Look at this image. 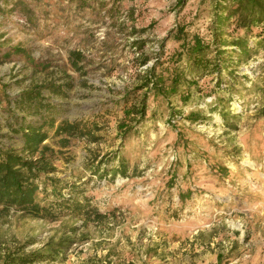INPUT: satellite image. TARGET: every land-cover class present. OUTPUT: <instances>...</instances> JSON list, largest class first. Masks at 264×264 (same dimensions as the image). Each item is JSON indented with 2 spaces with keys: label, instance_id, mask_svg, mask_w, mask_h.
Masks as SVG:
<instances>
[{
  "label": "rangeland",
  "instance_id": "1",
  "mask_svg": "<svg viewBox=\"0 0 264 264\" xmlns=\"http://www.w3.org/2000/svg\"><path fill=\"white\" fill-rule=\"evenodd\" d=\"M195 35L230 69L222 78L188 72L191 85L169 96L142 86L147 73L169 86ZM71 51L84 55L80 70ZM50 83L71 84L65 96L45 90L57 119L102 129L47 141L61 185L41 176L39 197L100 215L1 216L0 256L67 232L60 259L35 264H264V0H0L1 144L23 147L8 113ZM143 97L145 120L127 116Z\"/></svg>",
  "mask_w": 264,
  "mask_h": 264
},
{
  "label": "trees",
  "instance_id": "2",
  "mask_svg": "<svg viewBox=\"0 0 264 264\" xmlns=\"http://www.w3.org/2000/svg\"><path fill=\"white\" fill-rule=\"evenodd\" d=\"M181 5L188 0H180ZM210 47L199 35L194 36V43L188 45L186 52L187 65L175 67L173 76L169 86L166 85L165 79H156L155 75L147 73L144 87L153 84V89L159 95H176L182 87L191 85L188 79V72L192 75V79L203 78L205 76H220L222 78V70L226 68V64L221 63L218 58L219 53L210 55ZM217 52V51H216ZM72 66L80 70L84 60V55L80 51H71L69 56ZM184 59V55L180 53L176 63ZM147 61L144 60L143 64ZM192 81V82H193ZM222 81V80H221ZM221 81L219 86H221ZM197 84V83H195ZM71 84L50 83L45 85H36L32 89H27L20 94L16 103L12 108L13 112L8 113L6 125L9 128L7 135L21 136L24 142L23 147L17 148L13 145L0 143V217L14 213H22L37 218L56 219L59 210L68 209L70 214L74 216L94 214L99 216L100 213L90 211L86 204L78 201H70L64 197L55 198L48 205L42 204L40 193L47 191V185L41 184L39 179L46 175L52 182L54 191L61 185V181L50 174L55 172L57 168L54 166L56 153L52 146L47 143L51 139H58L61 146L70 143L73 137H90L93 133L102 129L95 122H89L87 119L68 118L57 119L55 113L59 112V107L51 98L44 93L48 89L52 93L66 95V88ZM169 89V91H165ZM12 102H10L11 104ZM20 108L25 113L36 115V119H30L26 115L16 114V109ZM146 97L136 107L128 108L127 116H137L141 120H145L147 116ZM121 128L132 129L128 125L122 124ZM90 140H96L93 135ZM101 169L95 171L100 172ZM112 172H125L122 165L119 169H113ZM78 227L72 226L69 230L76 232ZM73 237L67 235V232L50 238L43 246L30 253L19 251L4 252L0 258L3 262L0 264H35L38 262L55 261L60 259L61 254L70 246Z\"/></svg>",
  "mask_w": 264,
  "mask_h": 264
}]
</instances>
